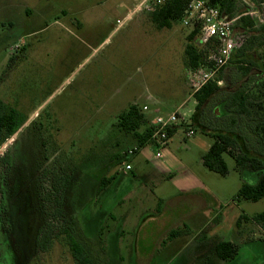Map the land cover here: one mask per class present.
Returning a JSON list of instances; mask_svg holds the SVG:
<instances>
[{"label":"rangeland","instance_id":"1","mask_svg":"<svg viewBox=\"0 0 264 264\" xmlns=\"http://www.w3.org/2000/svg\"><path fill=\"white\" fill-rule=\"evenodd\" d=\"M131 9L132 0H0V114L13 110L27 121L15 146L26 159L35 149L33 138L44 141V155L52 152L53 140L61 144L57 162L67 167L61 178L60 215L65 217L59 225L61 236H75L77 250L87 248L92 264H182L186 252L201 249L200 241L191 242L184 254L168 262L171 252H177L184 240L165 248L168 236H134L156 203L147 190L150 184L140 187L131 179L132 172L128 179L123 177L127 163L118 164L117 157L121 158L135 140L116 123L136 97L138 87L137 103L154 107L152 100H146L150 83L155 87L156 81L157 87L160 82L169 85L179 78L185 80L184 61L177 49L179 44L184 50L191 30L179 21L170 29L158 30L151 15L142 22L134 17L123 28L126 36L117 35L93 52ZM233 28L237 32L235 23ZM197 38L193 43L198 47ZM129 61L130 68L140 63L141 69L128 83L115 63ZM102 68L107 71L101 72ZM185 119L189 123L187 113ZM175 131L160 150V158L155 157L153 144L141 149V161L130 160L133 170L150 171L167 163L169 171L179 178L194 174L217 191L222 209L235 208L251 218L264 213V198L258 202L237 198L243 181L254 183V173L244 166L237 168L228 154L223 155L225 176L207 171L201 156L213 140L199 131L187 136V129L179 125ZM110 176V183L102 188ZM40 181L47 184L45 178ZM162 185L168 193L175 188L173 181ZM121 219L126 223L125 231L118 235ZM252 232L253 243L240 246L231 264H243L245 258L251 264H264V229L253 224ZM60 242L65 244V239ZM64 249L53 244L47 255L37 256L38 263L69 264Z\"/></svg>","mask_w":264,"mask_h":264},{"label":"crops","instance_id":"2","mask_svg":"<svg viewBox=\"0 0 264 264\" xmlns=\"http://www.w3.org/2000/svg\"><path fill=\"white\" fill-rule=\"evenodd\" d=\"M149 15L152 14L141 13L133 16L132 19L135 17L137 21L142 22L146 17H149ZM123 17H125V15ZM125 25L121 28L113 26L104 37L102 43L92 51L95 52L103 43L115 38L117 35L121 34L122 36H126L122 33ZM241 32L240 30H237V32L234 30V36H239L243 39L241 47L233 50L228 64L215 77V79L217 78L219 91L209 102V106L212 105L210 110L203 112L198 118L195 116L192 121L190 120L194 113L195 101L191 93L189 94L186 77L184 81L179 78L178 81L176 80L173 84L169 85L160 82L156 87L155 81V87H153L154 84L150 83L148 87H146L147 91L150 92L146 100H152L154 107L148 106L147 102L142 105H147L150 110L159 111L163 114L169 113L174 109L182 108V111L187 113L189 117L187 128L193 131H197V129L200 128L206 133L214 132L218 134H227L235 143H239L240 145L245 144L248 139L255 138L251 132L254 125L249 120H251L250 117H254L255 120L261 119L263 113L262 110L258 109L260 107L257 105L262 102L264 103V92H262L259 87L264 80V68L260 60V54L264 50V35L260 33V36H257V31L255 30L249 32L246 29V31L241 30ZM169 39H173L171 35H169ZM197 43L203 54L206 52L208 46H210V43L202 44L199 39ZM179 46L178 44L177 53L179 54L180 51L181 59L184 61V50L182 45L181 47ZM171 56L172 54L168 56V58L171 59ZM115 64L119 68L117 71L127 78L128 83L133 81L132 76L134 72L139 76L141 69L140 63L132 65V68L129 67L130 61ZM181 65L183 67V62H181ZM184 66L185 71L189 70L185 65V61ZM238 66L246 67L248 70L242 73V71L238 70ZM106 71L107 69H101V72ZM144 77L146 78L145 74ZM182 85L186 86L188 90ZM137 91L136 97L133 98V101L129 103L128 107L131 105H139L137 103V99L140 98L139 87ZM236 92L238 95H241L242 99L240 102L246 99V109L243 111L244 113L241 114H239L237 109L232 107L234 104L232 102V97ZM190 99L192 100V104H189ZM187 101L189 103L186 106L185 103ZM223 105L228 106L229 113L233 112L227 122L226 120H222V118L220 119L219 116V108ZM233 128L237 131L232 132L231 129ZM130 136L131 135H129V137ZM136 145L137 144L134 143L130 148L136 147ZM144 147L134 153L126 163L131 164L130 160L133 158L141 161L140 151ZM167 166V163H162L159 167L150 171L141 172H139V170H133L131 166L130 170L124 169L122 172L125 179H128V173L132 172L131 179L139 182L140 187L144 186L146 188V184H150L147 190L150 197H152L150 199H153L154 203H156V209L154 210L153 208V210H150L148 221L140 222L135 230L134 236H149L150 233L156 234V236H168L166 239L167 242L163 244L165 248L172 246L175 241L184 240L182 247L178 249L177 252H171L168 262H171L179 253L184 254L185 250H188L193 241H197L198 243L200 241L199 244H201L200 246L202 247L197 251L186 252L183 255L184 260L182 264H231L234 262L239 247L242 245L246 247L247 244L253 243L251 240L253 234V222L251 221V217L238 213L235 208L232 210H225L226 208L222 209L220 205V196L217 191L201 183L199 178L194 174L188 175V177L185 178H179L176 174L171 173ZM109 178L112 179L113 176ZM165 181H173L175 188L171 193L166 192L164 189L162 182ZM124 197L125 196L122 198ZM122 198L119 202L122 201ZM240 215H244L246 220L241 221L239 227H236L235 224ZM119 222L120 226L117 228L118 235L124 233L126 224L122 219ZM226 236H230V238L228 239ZM224 242L234 244L236 250L234 256L222 260L217 255L216 247ZM262 245H264V243H262ZM243 264H251V261L245 258Z\"/></svg>","mask_w":264,"mask_h":264},{"label":"flooded vegetation","instance_id":"3","mask_svg":"<svg viewBox=\"0 0 264 264\" xmlns=\"http://www.w3.org/2000/svg\"><path fill=\"white\" fill-rule=\"evenodd\" d=\"M1 115L10 117L8 129L14 131L2 143L7 142L0 157V264H41L37 256L47 255L53 244L68 251L69 264H92L87 248L77 250L75 236H61L59 225L65 219L59 205L61 178L67 168L57 162L61 144L53 140L52 152L44 155V141L33 138L35 149L26 159L15 146L27 121L13 110ZM43 178L47 184L41 183ZM61 238L65 244L60 242Z\"/></svg>","mask_w":264,"mask_h":264},{"label":"trees","instance_id":"4","mask_svg":"<svg viewBox=\"0 0 264 264\" xmlns=\"http://www.w3.org/2000/svg\"><path fill=\"white\" fill-rule=\"evenodd\" d=\"M210 4L219 8L220 12L226 15L229 19H235V28L240 32L242 31H257L264 35V24L258 25L256 18L246 14L248 12V6L245 5L240 0H208ZM254 7L258 6L259 0H248ZM185 8V2L179 0H168L160 6L151 15V21L156 29H170L172 25L179 21L183 10ZM256 29H255V28ZM234 29V28H233ZM242 33V32H241ZM243 34V33H242ZM199 36L197 29L191 31V33L186 38V45L184 48V61L188 69H194L198 67L201 63L203 56L202 50L193 43L194 39ZM198 39V38H197ZM212 42H210L211 44ZM260 60L264 68V50L260 55ZM226 67V66H225ZM224 67V68H225ZM222 68V70L224 69ZM221 70V71H222ZM238 70L245 72L248 68L243 66H238ZM220 71V72H221ZM219 72V73H220ZM216 77V76H215ZM207 82L200 90L193 94V99L195 101L194 113L191 117L193 118L203 112L208 111L212 108L209 106V102L219 91V86L217 85V78ZM260 89L264 92V80L260 84ZM241 95L237 92L232 97V102L234 103L232 107L239 111V114L244 113L246 109L245 100L241 101ZM263 102L258 104L260 107L258 109L262 110V118L255 120L254 117H250L249 120L254 126L251 129L252 135L255 138L248 139L245 144H237L234 140L227 134H218L214 132L206 133L200 128L197 131L209 135L213 140L210 144L207 152L201 156L202 166L209 172L215 173L221 176L227 174V168L224 163L223 155L228 154L230 157L234 158L236 161L237 168L242 166L247 167L252 173L255 174L254 183H247L243 181L237 192V198L249 202H258L264 198V106ZM228 106H220L219 116L222 120H229L231 113L228 112ZM225 116V117H223ZM8 123H10V117L8 115L0 116V146L11 134L13 130L8 129ZM193 123V122H192ZM187 129V125H180ZM235 126V123H234ZM116 127L123 131L125 134L131 135L137 144L138 150L150 143V136L153 131V126L150 124L149 119L144 114L138 112L136 105H131L128 109L122 112L117 119ZM176 128V127H175ZM175 128L168 131L169 137L175 132ZM232 132H236V129H231ZM5 131V132H4ZM239 131V130H238ZM127 160L124 156L117 157V163L120 164ZM111 178H107L101 187L107 185ZM246 220L244 215H240L236 221L235 226L239 227L241 221ZM253 224H257L264 229V213H259L251 218ZM236 247L234 244L229 242H224L216 247L217 255L220 259L225 260L231 258L235 254Z\"/></svg>","mask_w":264,"mask_h":264},{"label":"built area","instance_id":"5","mask_svg":"<svg viewBox=\"0 0 264 264\" xmlns=\"http://www.w3.org/2000/svg\"><path fill=\"white\" fill-rule=\"evenodd\" d=\"M168 0H132V9L120 21H116L118 28L123 27L133 16L141 13L152 14L160 6ZM185 2V8L179 20L182 27L191 31L197 29L199 32L198 39L202 44L210 43L206 52L203 54L201 63L194 69L186 71L187 86L191 91V95L200 90L207 82L213 78L224 68L231 57L233 50L240 48L243 39L234 36V23L236 19H229L222 14L218 7L209 3L208 0H179ZM248 6V14L256 18L259 24H264V0L259 1L258 6L254 7L248 0H240ZM138 112L148 116L152 115L150 124L153 131L150 136V143L153 144L157 151L156 158H160V150L167 146L170 139L168 131L178 125H187L185 119L186 113L182 108L174 109L169 113H160L159 111H151L147 105H136ZM187 136L194 135V131L187 128ZM138 151L137 147L127 149L123 156L129 158ZM125 164V161L123 162ZM125 170H130L131 166L125 164Z\"/></svg>","mask_w":264,"mask_h":264}]
</instances>
